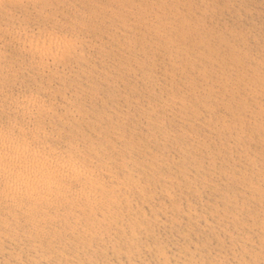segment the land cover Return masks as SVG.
Masks as SVG:
<instances>
[{"label": "bare ground", "instance_id": "obj_1", "mask_svg": "<svg viewBox=\"0 0 264 264\" xmlns=\"http://www.w3.org/2000/svg\"><path fill=\"white\" fill-rule=\"evenodd\" d=\"M0 264H264V0H0Z\"/></svg>", "mask_w": 264, "mask_h": 264}]
</instances>
